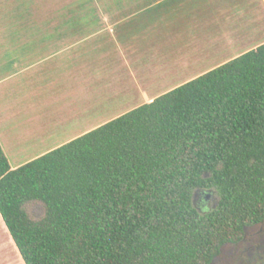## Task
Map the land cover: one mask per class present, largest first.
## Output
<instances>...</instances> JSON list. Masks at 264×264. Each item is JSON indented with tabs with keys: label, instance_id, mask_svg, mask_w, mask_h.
<instances>
[{
	"label": "trees",
	"instance_id": "trees-1",
	"mask_svg": "<svg viewBox=\"0 0 264 264\" xmlns=\"http://www.w3.org/2000/svg\"><path fill=\"white\" fill-rule=\"evenodd\" d=\"M0 214L25 264H213L264 222V43L15 169L0 144Z\"/></svg>",
	"mask_w": 264,
	"mask_h": 264
},
{
	"label": "crops",
	"instance_id": "crops-1",
	"mask_svg": "<svg viewBox=\"0 0 264 264\" xmlns=\"http://www.w3.org/2000/svg\"><path fill=\"white\" fill-rule=\"evenodd\" d=\"M113 4L119 15L46 16L24 49L0 54V144L13 169L264 43V0ZM3 231L22 258L0 214Z\"/></svg>",
	"mask_w": 264,
	"mask_h": 264
},
{
	"label": "rangeland",
	"instance_id": "rangeland-1",
	"mask_svg": "<svg viewBox=\"0 0 264 264\" xmlns=\"http://www.w3.org/2000/svg\"><path fill=\"white\" fill-rule=\"evenodd\" d=\"M114 0H7L0 16V54L7 49L22 50L26 46L25 37L42 30V20L47 17H83L119 15L120 8ZM112 4V7L106 5ZM0 56V64L3 62ZM26 156L27 153H22ZM202 198L210 199L207 207L195 206L201 213L213 210L220 197L216 189H200ZM26 210L33 219L44 217L46 209L41 201L29 202ZM10 237V234H8ZM9 238L0 232V264H25L22 258L14 259L9 253ZM213 264H264V222L248 229L246 237L239 243L224 246Z\"/></svg>",
	"mask_w": 264,
	"mask_h": 264
},
{
	"label": "flooded vegetation",
	"instance_id": "flooded-vegetation-1",
	"mask_svg": "<svg viewBox=\"0 0 264 264\" xmlns=\"http://www.w3.org/2000/svg\"><path fill=\"white\" fill-rule=\"evenodd\" d=\"M199 202L201 207H207V204L210 202L208 196L204 199L202 198V193H200V189L196 190L194 194V204Z\"/></svg>",
	"mask_w": 264,
	"mask_h": 264
}]
</instances>
